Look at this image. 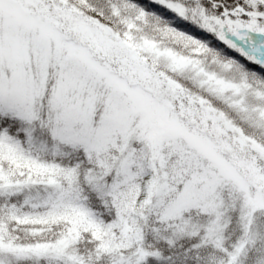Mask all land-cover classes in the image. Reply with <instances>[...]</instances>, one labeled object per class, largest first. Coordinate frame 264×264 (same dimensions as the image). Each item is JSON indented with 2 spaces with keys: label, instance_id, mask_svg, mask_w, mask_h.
Wrapping results in <instances>:
<instances>
[{
  "label": "snow or ice",
  "instance_id": "1",
  "mask_svg": "<svg viewBox=\"0 0 264 264\" xmlns=\"http://www.w3.org/2000/svg\"><path fill=\"white\" fill-rule=\"evenodd\" d=\"M0 264H264V0H0Z\"/></svg>",
  "mask_w": 264,
  "mask_h": 264
}]
</instances>
